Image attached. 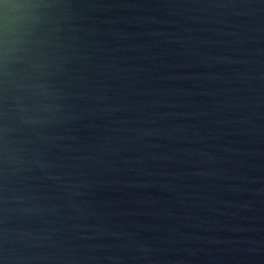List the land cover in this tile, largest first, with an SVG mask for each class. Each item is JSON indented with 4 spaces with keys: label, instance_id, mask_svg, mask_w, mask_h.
Here are the masks:
<instances>
[{
    "label": "water",
    "instance_id": "95a60500",
    "mask_svg": "<svg viewBox=\"0 0 264 264\" xmlns=\"http://www.w3.org/2000/svg\"><path fill=\"white\" fill-rule=\"evenodd\" d=\"M49 5L46 119L0 82V264H264V0Z\"/></svg>",
    "mask_w": 264,
    "mask_h": 264
},
{
    "label": "clouds",
    "instance_id": "9594fccd",
    "mask_svg": "<svg viewBox=\"0 0 264 264\" xmlns=\"http://www.w3.org/2000/svg\"><path fill=\"white\" fill-rule=\"evenodd\" d=\"M49 6V0H0V82L19 94L25 124L46 119L35 113L47 110L50 93L43 79Z\"/></svg>",
    "mask_w": 264,
    "mask_h": 264
}]
</instances>
